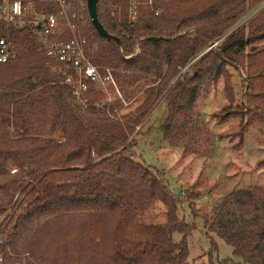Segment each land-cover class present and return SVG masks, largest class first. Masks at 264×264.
<instances>
[{
    "label": "trees",
    "instance_id": "16d2710c",
    "mask_svg": "<svg viewBox=\"0 0 264 264\" xmlns=\"http://www.w3.org/2000/svg\"><path fill=\"white\" fill-rule=\"evenodd\" d=\"M263 3L156 0L128 26L127 0H97L100 23L120 45L88 23L92 62L112 68L124 97L144 86L142 102L122 115L97 106L103 90L90 81L79 102L42 46L15 35L17 57L0 63V264H264V183L234 188L212 212L198 187L181 201L132 151L159 102L162 140L182 156L210 155L214 134L196 115L210 95L226 102L212 112L216 123L239 119L218 139L239 136L241 146L245 126L264 129V6L251 15ZM230 68L244 74L240 106ZM257 166L264 173V158ZM181 202L241 260L187 262L195 225L178 216Z\"/></svg>",
    "mask_w": 264,
    "mask_h": 264
},
{
    "label": "rangeland",
    "instance_id": "374dc122",
    "mask_svg": "<svg viewBox=\"0 0 264 264\" xmlns=\"http://www.w3.org/2000/svg\"><path fill=\"white\" fill-rule=\"evenodd\" d=\"M253 12L251 15L254 14ZM115 14V16L120 15L118 12ZM217 42L215 41L213 45ZM96 66L101 70L109 68L114 79L112 68ZM101 70L100 72L103 73ZM230 70L235 85L236 104L240 106L243 99L244 74L233 68ZM114 82L116 83L115 79ZM97 88L101 89L99 86ZM143 90L144 86L139 84L133 87L126 97L121 93L123 98L128 100L129 105L126 108L129 109L128 111L125 109L117 110L116 113L122 115L125 112L134 111L143 100ZM103 94L102 100L106 97H115L116 89L111 85L107 91H103ZM132 98L136 99L133 101ZM112 99L113 102L117 101ZM224 104H226L225 100L217 93L200 101L196 110L199 120L214 134L211 152L207 157L182 156L181 148L171 147L162 140L160 125L167 111L164 102H159L151 114L139 125L132 145L136 160L144 161L162 173L171 191L176 193L181 201L185 198L187 191L189 192L194 186L198 187L200 189L199 203L203 209L212 212L218 208L234 188L246 184L264 183L262 168L257 166V162L264 158V129L258 124L245 126L244 140L241 146L235 145L239 136H235L232 141L228 138L218 139L217 135L220 132L226 130L230 125L237 124L239 120L229 119L223 123L215 122V119L211 117L212 112ZM177 214L180 218L192 221L195 225L186 237L187 262L212 260L214 263H219L227 258L233 261L241 260L233 255L232 247L224 240L214 234H206L204 219L200 216L193 218L186 202L179 204ZM181 236L180 233L173 234L175 240H179ZM212 240L215 242L214 248L212 247Z\"/></svg>",
    "mask_w": 264,
    "mask_h": 264
},
{
    "label": "built area",
    "instance_id": "2783aa9c",
    "mask_svg": "<svg viewBox=\"0 0 264 264\" xmlns=\"http://www.w3.org/2000/svg\"><path fill=\"white\" fill-rule=\"evenodd\" d=\"M154 1L127 0L128 26L135 22L141 5L152 6ZM88 23H91V18L86 0H0V63L17 57L15 35L29 34L54 61L50 65L51 71L64 77L63 83L71 87L72 94L79 102L85 104L87 101L88 81L97 84L103 91L112 85L116 89V96L106 97L97 106H113L115 113L122 109L128 111V100L121 95L110 69L101 70L92 62L95 45L89 43L83 32ZM112 98L117 101L113 102ZM132 99L134 101L136 98ZM57 137L64 141L61 135ZM25 256L23 254L22 258L25 259Z\"/></svg>",
    "mask_w": 264,
    "mask_h": 264
},
{
    "label": "water",
    "instance_id": "95a60500",
    "mask_svg": "<svg viewBox=\"0 0 264 264\" xmlns=\"http://www.w3.org/2000/svg\"><path fill=\"white\" fill-rule=\"evenodd\" d=\"M87 10L89 17L91 18V24L99 36L114 40L117 45H120V40L117 36L110 34L100 23L97 16V0H86Z\"/></svg>",
    "mask_w": 264,
    "mask_h": 264
},
{
    "label": "crops",
    "instance_id": "0c3cea01",
    "mask_svg": "<svg viewBox=\"0 0 264 264\" xmlns=\"http://www.w3.org/2000/svg\"><path fill=\"white\" fill-rule=\"evenodd\" d=\"M264 6V3L263 4H261L260 6H258L256 9H254L253 11V13H256L258 10H260L262 7Z\"/></svg>",
    "mask_w": 264,
    "mask_h": 264
}]
</instances>
